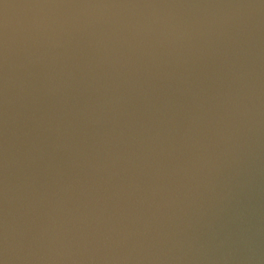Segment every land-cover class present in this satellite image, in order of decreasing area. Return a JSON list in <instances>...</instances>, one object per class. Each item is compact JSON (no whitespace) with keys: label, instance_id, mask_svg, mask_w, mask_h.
<instances>
[{"label":"water","instance_id":"95a60500","mask_svg":"<svg viewBox=\"0 0 264 264\" xmlns=\"http://www.w3.org/2000/svg\"><path fill=\"white\" fill-rule=\"evenodd\" d=\"M0 264H264V0H0Z\"/></svg>","mask_w":264,"mask_h":264}]
</instances>
